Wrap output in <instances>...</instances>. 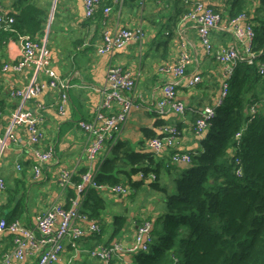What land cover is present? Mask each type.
Listing matches in <instances>:
<instances>
[{"label": "crops", "instance_id": "crops-1", "mask_svg": "<svg viewBox=\"0 0 264 264\" xmlns=\"http://www.w3.org/2000/svg\"><path fill=\"white\" fill-rule=\"evenodd\" d=\"M40 1L48 3L49 14L45 34L38 43L50 50L51 70L59 80L68 85L69 104L63 115L55 109L56 92L48 87L49 78L41 69L37 71L31 68L20 73L9 71L4 75V87L8 92L28 89V98L9 99L14 108L12 110L10 108L9 116L0 122V136L2 135L1 138L5 140L0 151V177L6 184V192L0 191V207L7 203L8 190L14 192L17 198L22 196L24 210L16 220L29 229H35L36 217L45 209L55 204L66 205L68 201L70 204L72 198L56 183L60 171L68 169L78 173L89 166L84 154L87 138L78 123L91 119L93 109L100 101L103 89L107 85L106 73L109 66L121 67L135 78L134 101L136 100L137 105L119 134V138L128 141L134 151L139 150L146 140L144 131L158 133V128L160 129L162 125L157 122L161 120L171 125L182 123L180 151L198 149L199 145L192 136L191 126L195 117L191 115L190 109L192 107L196 110L202 109L213 103L212 98L223 80L222 66L205 52L194 22L182 18L175 26L173 22H169L173 15L168 9L174 0L156 2L148 0L143 6H139L138 0L137 4L136 2H126L121 6L113 4L107 15L100 11L91 19L84 17L83 0ZM199 1L220 11L224 18L227 17L231 0ZM248 1L247 10L253 14L259 5L258 0ZM12 4L13 0H0V15L11 14ZM263 16L264 13H261L257 19L261 21ZM225 22L226 20H223L212 32L214 49L235 46L241 60L245 59L247 52L244 43L226 31ZM253 22L256 25L259 23L254 19ZM138 27H142L146 33L141 44L129 41L120 49H113L104 54L98 53L102 46L104 31L115 33L122 28ZM182 44L190 58L185 68V76L177 79L171 73L162 72V69L176 64L182 51ZM4 52L5 61L12 63L18 57L19 47L15 41L10 40L5 45ZM197 75L201 77L202 83L189 88L188 80ZM170 81L177 83L176 99L185 105L188 112L183 117L169 114L160 118L154 115L153 104L163 97L162 87ZM36 87H40V93L32 95ZM17 108L31 111L35 116H43L39 128L44 138L39 144L30 143L24 122L18 125L12 122V113ZM9 133L14 136V142L7 140ZM48 146L54 148V159L46 163L40 177L34 179L31 173V168L36 163L33 151L45 152ZM108 151L109 148L104 155L108 154ZM161 152L166 153L161 154L163 158L168 157L167 150ZM16 164L21 166L20 171L16 170ZM146 186L141 190L143 191L141 197L138 195L139 191L132 195L136 197L137 205L105 192L104 197L109 205L107 211L100 216V234L81 239L76 250L65 242L64 253L56 264H101L98 260L89 258L85 251L99 241H101L99 245L107 242L113 216L132 208L128 214L129 225L126 231L119 238L111 240V244H121L123 248L130 245L134 240L136 227L145 219H155L157 215L153 210L155 205L151 202V191ZM73 192L76 195L74 190ZM3 212L5 216L11 217L14 210L11 206ZM0 220L5 219L2 217ZM81 224L86 226V223ZM18 237L17 233H0V264H5L4 254L14 248ZM37 256L38 252H33L22 260L10 263L35 264ZM130 262L131 257L125 251H117L111 264Z\"/></svg>", "mask_w": 264, "mask_h": 264}, {"label": "trees", "instance_id": "trees-1", "mask_svg": "<svg viewBox=\"0 0 264 264\" xmlns=\"http://www.w3.org/2000/svg\"><path fill=\"white\" fill-rule=\"evenodd\" d=\"M126 2L137 4V0H124L123 5ZM248 3V0H231L224 20H233L244 14L245 21L253 22L254 19L259 22L257 25L253 22L252 26V52L259 57L256 56L255 63L251 65L245 61L236 65L227 80V95L215 108V115L208 121L204 132L195 133V121L192 123V136L199 145L198 149L179 150L182 139V123L179 122L178 125L172 124L180 137L178 145L162 149L168 151L167 158L161 155L166 153L146 150L145 141L162 137L166 133L163 125L172 126L161 120L157 122L162 125L158 133L144 131L146 140L139 150L134 151L130 143L121 140L119 135L114 138L115 141L112 139L105 144L106 149L109 148L108 154L104 155L105 149L96 166H92L93 181L100 188L86 186L82 189L79 212L98 225L99 231L94 236L101 232L100 216L109 205L104 197L105 192L137 205L136 197L132 196L134 192L141 191L146 185L151 191V202L155 205L153 210L157 215L155 219H145L136 227L135 235L138 227L149 223V234L145 241L147 249L128 252L126 248L134 243V237L133 242L125 248L131 257L130 264H264V72L260 73L256 65L264 64V16L261 21L257 19L264 13V0H258L259 5L253 14L247 10ZM111 5L112 0H100L91 18L100 11L104 14V9L111 8ZM12 8L13 12L4 16L12 18L13 22L0 29V122L9 116L10 108H14L9 100L10 92L3 84L6 73L2 67L5 63L9 64L5 61L4 47L10 40L16 42L19 36L28 37L40 46L38 42L45 34L49 14L48 3H41L40 0H13ZM188 10V6L174 0L168 9L173 15L169 22L175 26ZM220 90L221 84L212 101ZM66 98L68 106V93ZM134 98L135 90L131 97V112L137 105ZM161 100L163 97L153 104L157 117L164 118L169 114L183 117L188 112L186 108L182 115L173 111L160 114L157 104ZM55 109H58L56 100ZM202 109L192 107L191 115L196 119V112ZM175 154H188L190 163H173ZM88 169L89 166L71 176L70 185L73 187L69 185L60 189L66 190L68 196L74 199L77 195L76 186ZM116 185L123 186L128 193H112L110 189ZM1 192H6V184ZM6 194L7 203L0 207V218L4 217V221L11 224L19 221L16 219L24 210L23 200L22 196L17 198L11 190ZM11 206L13 215L5 216L3 211ZM61 206L68 209L69 201ZM131 211L132 208L125 209L113 216L109 240L100 245L99 241L86 250L85 254L89 258L88 251L114 246L111 240L119 238L126 231Z\"/></svg>", "mask_w": 264, "mask_h": 264}, {"label": "built area", "instance_id": "built-area-1", "mask_svg": "<svg viewBox=\"0 0 264 264\" xmlns=\"http://www.w3.org/2000/svg\"><path fill=\"white\" fill-rule=\"evenodd\" d=\"M124 0H112V4L121 5ZM148 0H138L139 6ZM178 2H188V0H175ZM100 0H83V14L85 18H91L98 9ZM188 12L182 17L183 20H190L196 24L199 41L205 52L213 56L216 61L222 66L223 80L221 82L220 93L213 99L210 106L204 107L201 111L196 112L198 117L195 119V133L204 132L208 121L215 115V108L219 106L227 95L228 83L234 68L240 61H245L249 65L256 60V55L252 52V42L254 38L252 26L253 22L245 21V15L242 14L236 19H228L224 23V28L227 32L233 35L235 39L243 42L247 57L240 58V54L235 46L228 48L214 49L211 35L223 22L224 16L211 7L205 5L202 1L196 0V3L188 7ZM111 11L110 8L104 9V15ZM13 22L12 18L0 15V29L8 27ZM145 31L138 27L135 29L122 28L115 33L103 32L102 46L98 53L104 54L113 49H120L126 43L134 42L141 44L145 39ZM19 47L18 57L9 64H4L2 71L20 73L23 70L34 68L37 71L42 70L43 74L49 78L48 87L56 92V105L58 112L64 114L67 106L66 93L68 85L59 80L58 77L50 68L51 54L49 49L43 45H37L28 37L19 36L16 41ZM189 55L183 46L178 61L175 65H169L162 69V72L171 73L177 79L185 76V68L189 62ZM259 72H264V64L256 63ZM106 87L103 89L102 97L95 106L93 117L87 121L79 122V127L85 133L87 145L85 148V160L89 163V169L81 177L80 184L76 186L77 195L70 201V207L64 209L61 205L55 204L36 217L35 229H29L20 221H15L7 224L4 220H0V233H17L19 237L15 241L14 248L4 254L3 261L5 264H11L14 260H22L33 252H38L35 264H56L64 253L65 242L72 249L77 248L78 242L86 236L93 235L99 231V227L93 221H90L86 215L79 212L80 209V193L86 186L100 188L93 181V167L96 166L97 159L105 150V144L112 139H116L127 123L133 107L132 92L135 89V78L128 72L123 71L120 67L109 66L106 73ZM201 81L199 75L193 76L187 82L189 88H194ZM177 83L170 81L162 87L163 100L158 102V113L165 114L173 111L177 114L185 112V105L176 99ZM40 87H36L32 91V95L40 93ZM28 89L25 91H10V98L20 97L27 99ZM136 107V106H135ZM12 122L16 125L25 123L26 130L29 134L31 144H39L44 136L39 128L41 123V115L35 116L31 111L17 108L12 113ZM2 136V135H1ZM0 136V151L4 143V139ZM239 134L236 135L238 137ZM114 139V141H115ZM7 140L14 142V136L7 134ZM180 137L174 125L168 126L166 133L162 137L148 139L145 143V148L148 151L160 153L166 147H174L178 145ZM33 156L36 163L31 168L32 177L37 179L41 175L43 166L54 159V148L49 146L47 151H33ZM1 157V154H0ZM172 162L175 164L190 163L188 154H175L172 157ZM16 170L20 171L21 166L16 164ZM75 173L73 170L64 169L57 176V185L61 189H65L72 184L71 176ZM141 175V174H140ZM139 175V176H140ZM5 188V182L0 177V191ZM114 194L128 193L127 189L121 185H116L110 189ZM81 223H86V226ZM150 225L144 223L137 228L134 243L126 248L128 252H134L139 248L147 249L145 241L149 234ZM121 244H114L111 248H96L88 251L91 258L98 259L102 264H110L113 254L116 251H125Z\"/></svg>", "mask_w": 264, "mask_h": 264}, {"label": "rangeland", "instance_id": "rangeland-1", "mask_svg": "<svg viewBox=\"0 0 264 264\" xmlns=\"http://www.w3.org/2000/svg\"><path fill=\"white\" fill-rule=\"evenodd\" d=\"M179 3H181V4H183V5H185V6H188V7H190V6H192V5H194L195 3H196V0H188V2H186V3H184V2H179ZM85 17V16H84ZM87 19V18H86ZM194 26H195V29H196V32H197V28H196V24L194 23ZM197 35H198V32H197ZM183 44L181 45V47H182V51H181V53L183 52ZM187 52V51H186ZM181 53L179 54V57H180V55H181ZM188 54V53H187ZM179 59V58H178ZM178 61V60H177ZM138 195L141 197L142 195H143V191H139L138 192ZM41 214V213H40Z\"/></svg>", "mask_w": 264, "mask_h": 264}, {"label": "bare ground", "instance_id": "bare-ground-1", "mask_svg": "<svg viewBox=\"0 0 264 264\" xmlns=\"http://www.w3.org/2000/svg\"><path fill=\"white\" fill-rule=\"evenodd\" d=\"M123 4V3H122ZM121 4V5H122ZM114 5H117V6H121V5H118V4H114ZM111 9V8H110ZM140 28H142V27H140ZM1 29H3V28H1ZM143 29V28H142ZM127 44V43H126ZM255 54V53H254ZM256 55V54H255ZM257 57H259L258 55H256ZM252 63H255V60H253V62ZM211 105V104H210ZM210 105H208V106H210ZM206 107V106H205ZM166 127V129H168L167 127V125H163V128H165ZM203 135H204V133H203ZM145 143H146V141H145ZM162 151V150H161Z\"/></svg>", "mask_w": 264, "mask_h": 264}]
</instances>
